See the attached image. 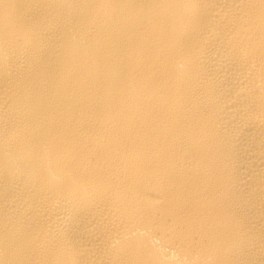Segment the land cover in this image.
<instances>
[{
  "label": "bare ground",
  "instance_id": "obj_1",
  "mask_svg": "<svg viewBox=\"0 0 264 264\" xmlns=\"http://www.w3.org/2000/svg\"><path fill=\"white\" fill-rule=\"evenodd\" d=\"M0 264H264V0H0Z\"/></svg>",
  "mask_w": 264,
  "mask_h": 264
}]
</instances>
